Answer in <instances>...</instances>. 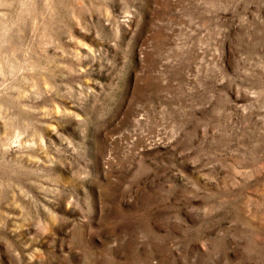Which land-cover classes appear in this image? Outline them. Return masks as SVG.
Returning <instances> with one entry per match:
<instances>
[{
    "label": "rangeland",
    "instance_id": "obj_1",
    "mask_svg": "<svg viewBox=\"0 0 264 264\" xmlns=\"http://www.w3.org/2000/svg\"><path fill=\"white\" fill-rule=\"evenodd\" d=\"M0 264H264V0H0Z\"/></svg>",
    "mask_w": 264,
    "mask_h": 264
}]
</instances>
